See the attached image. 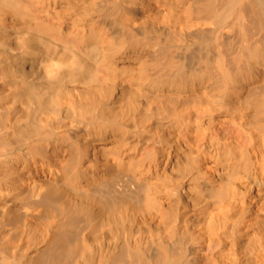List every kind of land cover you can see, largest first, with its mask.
Returning <instances> with one entry per match:
<instances>
[{"label": "bare ground", "instance_id": "bare-ground-1", "mask_svg": "<svg viewBox=\"0 0 264 264\" xmlns=\"http://www.w3.org/2000/svg\"><path fill=\"white\" fill-rule=\"evenodd\" d=\"M0 264H264V0H0Z\"/></svg>", "mask_w": 264, "mask_h": 264}]
</instances>
